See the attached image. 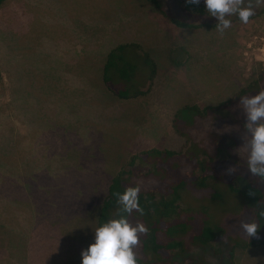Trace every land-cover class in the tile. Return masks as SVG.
<instances>
[{"label": "rangeland", "instance_id": "rangeland-1", "mask_svg": "<svg viewBox=\"0 0 264 264\" xmlns=\"http://www.w3.org/2000/svg\"><path fill=\"white\" fill-rule=\"evenodd\" d=\"M158 4L6 0L0 7V264H82L110 181L136 153L198 150V159L209 160L219 149L223 158L210 169L216 166L221 191L250 176L240 100L264 90V4L247 24L228 17L223 37L216 28H175L161 15H173V2ZM75 26L92 30L85 49L62 38ZM121 44L141 46L160 71L150 93L134 101L107 98L102 87L106 56ZM167 161L180 175L192 172L184 156ZM230 167L237 170L228 175ZM138 184L149 191L164 183L143 176ZM222 197L212 204L200 191L193 199L201 218L203 210L225 224L229 237L211 248L229 262L231 241L247 239L238 230L247 212L238 197ZM242 246L233 264H264V246ZM168 260L219 264L211 250L190 245Z\"/></svg>", "mask_w": 264, "mask_h": 264}, {"label": "trees", "instance_id": "trees-1", "mask_svg": "<svg viewBox=\"0 0 264 264\" xmlns=\"http://www.w3.org/2000/svg\"><path fill=\"white\" fill-rule=\"evenodd\" d=\"M6 0H0V7ZM157 10H160L158 0H146ZM173 2V15L169 16L161 11L163 18L167 19L175 28L184 30L215 29L218 20L207 12L204 0L199 4H190L188 0H167ZM166 2V0H165ZM179 13L182 18L179 19ZM190 21V22H189ZM178 49V48H177ZM181 49V48H179ZM158 64L148 52H144L137 44H121L112 49L106 56L102 67V87L107 98H115L119 101H134L147 96L159 74ZM2 76L0 72V84ZM243 89L238 94H245ZM229 102L221 105L228 106ZM218 107H211L218 111ZM209 107L205 111H209ZM191 110H196L191 108ZM198 151V150H197ZM192 151L187 154L171 151L149 150L132 155L126 163L124 170L117 173L110 181L107 193L101 202L96 227L112 219L122 216L127 217L133 224L143 223L148 228V234L141 236L140 244L135 249L138 255V264H173L168 259L187 252L188 245L203 250H211L218 259L219 264H233L235 249L246 246H264V217L259 215L264 210V182L261 178L253 176L237 177L227 185L225 191H221V184L216 173V166L212 171L210 167L217 165L216 156L220 159V153L216 149L215 158L209 160L198 159L199 152ZM203 154V153H202ZM197 156L198 160H194ZM208 154L204 153L207 157ZM186 157L192 167V172L180 175L175 166L167 160H178ZM192 156V157H191ZM178 157V159H176ZM169 169H171L169 171ZM175 169V170H174ZM149 176L153 183H164L156 190H143L138 184V179ZM211 181L212 183L207 182ZM139 186L140 207L144 210L141 215L133 211L131 215L122 211V205L118 202L117 193L123 194L128 187ZM193 190L190 194V190ZM205 191L209 202L222 201L223 194H231L242 202L247 214H241L242 221H256L260 227L257 236L249 237L241 243L232 242V250L228 252L229 262H223L221 250L211 248L214 242H220L229 237L225 234V224L211 219L208 213L202 210L204 217H200L197 206L194 203L195 193ZM251 193V194H250ZM192 196V197H191ZM210 196V198H209ZM193 208V209H192ZM195 209V210H194ZM216 221V223L214 222ZM185 226L188 228L186 230ZM223 226L225 228H223ZM238 230L243 231L241 224ZM246 236H244L245 238ZM186 251V252H185ZM180 257V256H177Z\"/></svg>", "mask_w": 264, "mask_h": 264}, {"label": "clouds", "instance_id": "clouds-1", "mask_svg": "<svg viewBox=\"0 0 264 264\" xmlns=\"http://www.w3.org/2000/svg\"><path fill=\"white\" fill-rule=\"evenodd\" d=\"M207 12L218 20L217 31L223 37L225 30L232 27L228 17L238 16L239 20L247 24L255 15V7L264 4V0H249L247 6L244 0H204ZM190 4H199L200 0H188ZM245 117V128L249 134L247 144L248 171L264 182V90L251 97L240 100ZM230 167L227 174L236 172ZM140 187H128L123 194L117 193L118 202L122 211L131 215L135 210L141 215L144 210L140 207ZM251 194V193H250ZM264 217V210L259 212ZM241 228L247 238L257 236L260 227L256 221L241 222ZM148 228L137 222L133 224L127 217L109 220L95 229L94 240L88 248L82 251V264H138V255L135 249L139 246L141 236L148 234Z\"/></svg>", "mask_w": 264, "mask_h": 264}, {"label": "crops", "instance_id": "crops-1", "mask_svg": "<svg viewBox=\"0 0 264 264\" xmlns=\"http://www.w3.org/2000/svg\"><path fill=\"white\" fill-rule=\"evenodd\" d=\"M67 30L69 31V33L66 35L65 32ZM89 31L92 32V30H89V29H86V31H84V30L82 31V29L79 28L78 26L71 27V28L67 27L64 29V31L62 33V38H68V37L73 36L77 40L71 49H85L83 46L86 45V47H87L88 35H93V33H89ZM70 46H71V43H70Z\"/></svg>", "mask_w": 264, "mask_h": 264}]
</instances>
